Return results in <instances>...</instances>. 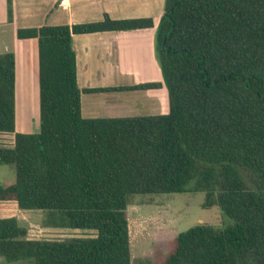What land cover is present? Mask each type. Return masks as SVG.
<instances>
[{"label":"trees","instance_id":"obj_1","mask_svg":"<svg viewBox=\"0 0 264 264\" xmlns=\"http://www.w3.org/2000/svg\"><path fill=\"white\" fill-rule=\"evenodd\" d=\"M152 26L151 17L104 13L98 21L18 28V38L37 39L34 133L15 132L14 55L0 53V133H14L12 146L0 145V165L14 168L0 200L45 211L50 226L96 230L28 239L16 218H0L5 261L151 264L131 261L129 196L183 192L193 182L205 194L203 206H219L234 224L180 231L164 264H264V0H165L155 53L168 112L82 117L72 35Z\"/></svg>","mask_w":264,"mask_h":264},{"label":"crops","instance_id":"obj_2","mask_svg":"<svg viewBox=\"0 0 264 264\" xmlns=\"http://www.w3.org/2000/svg\"><path fill=\"white\" fill-rule=\"evenodd\" d=\"M104 12L112 18L151 17L153 26L72 35L82 117H129L168 112V91L155 53L156 27L164 12V0H65L64 6L60 5V0H12L11 21L7 20V1L0 0V53L12 52L15 61V132L39 131L37 39L18 38L17 29L98 21ZM150 82L159 85L145 89L85 91ZM0 134L9 137L7 143L0 145H13L14 133ZM32 211L19 208L15 200H0V218L14 217L23 226ZM29 231L27 228L28 239H38ZM0 264L25 262H7L0 256Z\"/></svg>","mask_w":264,"mask_h":264},{"label":"rangeland","instance_id":"obj_3","mask_svg":"<svg viewBox=\"0 0 264 264\" xmlns=\"http://www.w3.org/2000/svg\"><path fill=\"white\" fill-rule=\"evenodd\" d=\"M8 138L1 135L0 143H7ZM13 177L12 165H0V184ZM204 197V192L194 189L193 182L183 192L130 195L126 216L131 261L148 259L151 264H164L180 231L196 224H206L217 230L234 224V220L225 215L219 206L204 207ZM26 219L25 226L38 239L62 240L96 234L93 229L50 226L48 214L41 210H33Z\"/></svg>","mask_w":264,"mask_h":264},{"label":"built area","instance_id":"obj_4","mask_svg":"<svg viewBox=\"0 0 264 264\" xmlns=\"http://www.w3.org/2000/svg\"><path fill=\"white\" fill-rule=\"evenodd\" d=\"M60 5L64 6L65 5V0H60Z\"/></svg>","mask_w":264,"mask_h":264}]
</instances>
